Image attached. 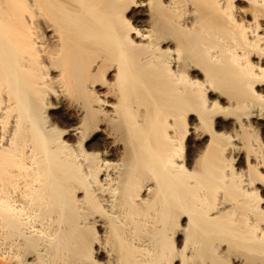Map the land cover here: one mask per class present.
Here are the masks:
<instances>
[{
    "label": "bare ground",
    "instance_id": "obj_1",
    "mask_svg": "<svg viewBox=\"0 0 264 264\" xmlns=\"http://www.w3.org/2000/svg\"><path fill=\"white\" fill-rule=\"evenodd\" d=\"M0 264H264V0H0Z\"/></svg>",
    "mask_w": 264,
    "mask_h": 264
}]
</instances>
